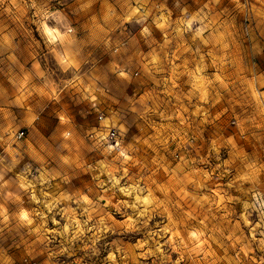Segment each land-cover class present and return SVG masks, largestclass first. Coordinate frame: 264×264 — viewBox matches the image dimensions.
<instances>
[{
	"label": "clouds",
	"instance_id": "obj_1",
	"mask_svg": "<svg viewBox=\"0 0 264 264\" xmlns=\"http://www.w3.org/2000/svg\"><path fill=\"white\" fill-rule=\"evenodd\" d=\"M0 264H264V0H0Z\"/></svg>",
	"mask_w": 264,
	"mask_h": 264
}]
</instances>
